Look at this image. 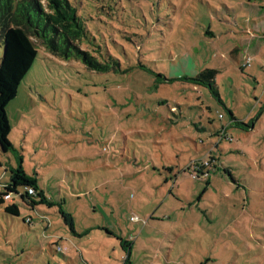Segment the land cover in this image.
Instances as JSON below:
<instances>
[{"label": "rangeland", "instance_id": "obj_1", "mask_svg": "<svg viewBox=\"0 0 264 264\" xmlns=\"http://www.w3.org/2000/svg\"><path fill=\"white\" fill-rule=\"evenodd\" d=\"M70 2L78 49L110 70L32 37L0 192L22 166L46 203L0 206V264H123L118 238L136 232L134 264H264V0ZM207 68L211 86L192 81ZM205 161L208 176L186 171Z\"/></svg>", "mask_w": 264, "mask_h": 264}, {"label": "trees", "instance_id": "obj_2", "mask_svg": "<svg viewBox=\"0 0 264 264\" xmlns=\"http://www.w3.org/2000/svg\"><path fill=\"white\" fill-rule=\"evenodd\" d=\"M0 32L4 45L0 62V121H6V107L17 96L21 81L38 56V48L32 37L40 39L46 49L55 55L66 57L72 48L89 67L98 72L110 70L107 64L97 62L94 56L78 49L77 43L86 37L88 30L70 0H0ZM217 72L216 69L207 68L192 81L197 83L202 80V83L211 86ZM230 116L233 124H239L232 113ZM193 171L196 172L195 169ZM227 172L232 177L231 172ZM30 190L34 193L31 194ZM13 196H19L31 208L38 203H46L36 176L27 174L22 166L11 169L10 182L0 192V206H4L7 214L19 216L20 208L12 201ZM60 214L65 225L73 231L72 217L64 212ZM120 241L127 252L124 261L127 264L131 244Z\"/></svg>", "mask_w": 264, "mask_h": 264}, {"label": "built area", "instance_id": "obj_3", "mask_svg": "<svg viewBox=\"0 0 264 264\" xmlns=\"http://www.w3.org/2000/svg\"><path fill=\"white\" fill-rule=\"evenodd\" d=\"M249 62V61H248ZM220 118H223L222 115L219 116ZM212 167V166H211ZM210 168L209 162L205 161L203 163H197V164H192L191 166H189L187 169H191V175L195 178V179H201L202 176H208V170ZM193 169L196 170V172L193 171ZM207 171V172H206ZM30 193L33 194L34 191L30 190ZM9 198V197H6ZM132 221H140V218L136 215L131 217ZM27 222H29V219L27 220ZM67 249V248H66ZM57 251L59 252H63V250L61 248H57ZM68 251V250H67ZM126 259V257H124V260Z\"/></svg>", "mask_w": 264, "mask_h": 264}, {"label": "crops", "instance_id": "obj_4", "mask_svg": "<svg viewBox=\"0 0 264 264\" xmlns=\"http://www.w3.org/2000/svg\"><path fill=\"white\" fill-rule=\"evenodd\" d=\"M216 160V159H215ZM216 167H217V165H216ZM144 226V225H143ZM139 227H137V229H138ZM145 230V229H144ZM143 233V232H142ZM141 233V234H142ZM141 234L140 235H137V232H136V234H131V236H130V238L129 239H121V238H118L119 240H124V241H127V242H129L131 245H130V248H128L129 249V251H130V256H129V261H128V263L127 264H134L133 263V261H132V255H133V249L135 248L134 247V245H137V241H138V239L141 237ZM133 235V236H132ZM110 237V236H109ZM136 239V240H135ZM120 244H121V241H120ZM122 250H123V252H124V254H122L121 255V257H120V259H121V261L123 262V264H124V257H127V252L123 249V247H122ZM68 251H69V249H68Z\"/></svg>", "mask_w": 264, "mask_h": 264}, {"label": "flooded vegetation", "instance_id": "obj_5", "mask_svg": "<svg viewBox=\"0 0 264 264\" xmlns=\"http://www.w3.org/2000/svg\"><path fill=\"white\" fill-rule=\"evenodd\" d=\"M202 79V78H201Z\"/></svg>", "mask_w": 264, "mask_h": 264}]
</instances>
